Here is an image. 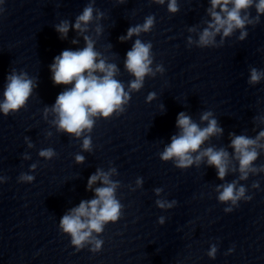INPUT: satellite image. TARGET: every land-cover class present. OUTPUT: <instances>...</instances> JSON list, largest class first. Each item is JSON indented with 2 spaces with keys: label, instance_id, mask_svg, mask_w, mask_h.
Wrapping results in <instances>:
<instances>
[{
  "label": "clouds",
  "instance_id": "obj_1",
  "mask_svg": "<svg viewBox=\"0 0 264 264\" xmlns=\"http://www.w3.org/2000/svg\"><path fill=\"white\" fill-rule=\"evenodd\" d=\"M117 2L124 4L126 0H117ZM150 2L163 6L166 0H150ZM209 2L210 7L206 9V13L210 19L204 21L207 26L200 31L197 30V26L188 29L189 32H198L197 40L194 41L192 36L187 38L189 46L195 44L199 48L220 47L225 38L233 36L237 31H239L237 39L243 41L248 36L247 26L255 27L260 23L261 16H264V0H209ZM94 5L95 0H89L74 23L65 19L54 26L61 39H67L70 28L75 30L79 36H82L84 47L77 50L66 49L54 57L50 65L54 85L70 87H66L58 94L51 107L46 106L43 110L45 119L49 113L53 115L51 123L58 132L78 139L83 137L82 149L89 152L93 147L90 133L96 120L110 119L114 115L124 113L126 105L131 100V93L142 89L145 78L155 77L157 73L162 75L165 71L162 65L153 68L152 43L137 38L132 48L127 51L124 61V69L134 77L129 81L126 90L124 83L116 78L120 74L117 64L109 62L103 53L97 51V41L87 34L94 31L99 36L103 32L99 21L105 18V14ZM253 8L255 16L250 11ZM179 10L178 0H167V11L170 14H176ZM3 11V7L0 6V14ZM94 22H96L95 28L90 29V25ZM154 26L155 16L148 15L142 24L130 26L127 34L118 39L124 42L132 39L133 36L139 37L142 33H149ZM217 35L220 36L219 44L216 41ZM78 43V39L72 40V44ZM249 71L250 85H256L264 80V70L252 67ZM6 79L3 100L0 101V112L4 116L26 107L34 88L37 87L35 79L23 71L13 70ZM156 98V93L150 92L146 102L151 103ZM161 107L163 110L164 106ZM253 120L254 123L264 124V115L256 116ZM200 122L197 123L185 112H180L176 118V127L179 131L171 137V142L159 154L160 159L163 162L172 161L174 166L181 170L192 166L199 168L206 163V166L216 169L220 181H224L229 173H238L237 179L215 187L217 200L221 204L229 205L224 211L231 212L238 206L239 201L252 199L251 196L246 195L247 188L240 182L247 181L250 175L264 172V164L259 166L255 164L261 153H264V129L258 131L254 137L229 133L230 143L227 147L215 145L202 147L213 137H222L224 129L212 111L201 113ZM204 122L206 126L201 127ZM253 132H256L255 127ZM25 140L27 141L28 138L25 137ZM28 146L33 147L30 142ZM38 154L45 160H51L57 155L52 148L41 149ZM24 158L30 157L25 154ZM84 160L83 155H75L76 163H83ZM36 168L37 164L31 165L32 170ZM113 175H118L115 167H110L107 171L98 168L87 181V188L94 191V198L82 200L59 220L60 230L70 237L71 245L77 251L90 245L91 252H99L103 245V240L98 238L99 234L103 233L107 224L117 222L123 215L124 205L117 198V189L121 184L111 178ZM5 179L0 177V181ZM18 179L21 183H32L35 177L21 173ZM97 182L101 186L93 188ZM143 183V178L138 177L135 182L136 188L142 187ZM259 186V182H253L251 185L254 189H258ZM131 190L135 191V188ZM154 192L160 197L163 189L156 188ZM176 203L175 200L168 201L163 198L155 201L156 206L162 210L171 209ZM158 223L163 225L165 217H159ZM217 251V245L212 244L207 255L215 259ZM231 251L232 249L229 250Z\"/></svg>",
  "mask_w": 264,
  "mask_h": 264
}]
</instances>
